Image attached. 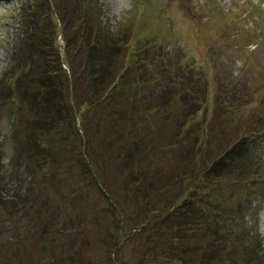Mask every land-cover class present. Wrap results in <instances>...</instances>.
I'll use <instances>...</instances> for the list:
<instances>
[{"label": "rangeland", "instance_id": "374dc122", "mask_svg": "<svg viewBox=\"0 0 264 264\" xmlns=\"http://www.w3.org/2000/svg\"><path fill=\"white\" fill-rule=\"evenodd\" d=\"M37 1L58 19L52 0ZM97 2L102 31L122 40L120 67L134 100H126V125L121 115L104 123L100 109L90 110L76 134L66 120L41 123L45 111L36 113L9 88L25 0H0V264H187L190 255L176 252L191 250L189 236L172 240L169 224L157 230L175 171L184 165L190 172L199 157L210 163L241 144L258 169L216 184L226 204L241 203L234 215L245 244L259 241L264 254V0ZM56 50L62 47L50 55ZM151 62L166 67L152 70ZM139 66L151 85L139 83ZM141 114L145 126L133 123ZM29 135L42 146H31ZM135 141L138 152L126 144ZM129 154L141 163L128 168Z\"/></svg>", "mask_w": 264, "mask_h": 264}, {"label": "trees", "instance_id": "16d2710c", "mask_svg": "<svg viewBox=\"0 0 264 264\" xmlns=\"http://www.w3.org/2000/svg\"><path fill=\"white\" fill-rule=\"evenodd\" d=\"M57 1L52 0V4L56 5V13L61 14L55 20L53 16L49 18L54 9L49 7L51 11L47 16L45 11L49 8L40 11V7L36 4L37 0H25L18 13L22 31L13 53L11 64L13 81L8 87L15 88L18 97L24 102L29 101L32 110L36 113L45 111L44 117L38 118L45 125L50 126L66 120L69 124H73V132L78 134L80 130L85 131L90 110L95 112L97 109H100L99 115L104 123L121 115L126 125V100L134 99L126 97V69L120 67L119 49L122 40L119 37V42L114 32L110 35L102 31L103 12L97 0ZM59 38L64 46L58 44ZM59 47H62V52L56 50V53L50 55V51H55ZM139 64L148 70L144 60ZM151 64L152 70L157 69L158 66L166 67L164 62H158L156 65L151 62ZM141 67L140 71L137 70L138 78L141 79L139 83L142 87L146 84L151 85L149 74L143 68L141 70ZM0 82L3 83V80ZM182 85L185 86V83L182 82ZM137 93V91L128 92L132 95ZM119 94L124 96L122 100L116 98ZM55 105L58 108H55ZM51 108H55L57 112L52 113ZM129 108L132 112L135 111L134 108ZM141 115H136L142 118L141 121L133 122L137 126L146 124L145 114ZM78 118H80L79 127ZM137 126L131 130H135ZM39 129L45 131L47 127L41 126ZM70 131L71 129H68V137ZM131 134V132L127 134L130 142L133 141ZM80 137L82 141L86 139L84 135ZM28 141L31 146H42L40 140L35 138L32 140L30 135ZM130 142L126 143L131 147L130 150L138 152L140 142ZM82 146L84 148L81 149H85V142ZM248 150L241 144L229 149L225 156H218L210 163L204 157H199L198 162L191 166L194 171H184L186 167L184 165H181L183 168L175 171L174 181L170 180L173 183V193L167 198L163 207L162 214L165 218H160L164 227L157 225V230L169 224L171 230L168 236L172 240L189 236V245H191L189 252L192 251V254L187 253L186 249H183V253L176 252L182 257L190 255L184 263L264 264V254L260 250L259 241L251 247L245 244L246 233L241 229L240 224H237L240 220L234 214L242 211L241 203H238V207L226 204L228 197L223 199V195L220 194L221 188L216 184V180H223L219 177L232 174H239L241 177L249 174L252 169H258V166H255L254 156ZM119 152L126 158L124 151L119 150ZM138 156L139 154L128 155L127 158L131 160L128 168L141 163ZM90 170H93V174L94 171L96 172L93 165ZM199 188L203 191L202 194L198 193ZM162 193L165 195L166 191ZM134 196L136 206H143L138 200L142 194L137 193ZM109 200L115 206V202L110 197ZM143 227L144 221L139 231H142Z\"/></svg>", "mask_w": 264, "mask_h": 264}, {"label": "bare ground", "instance_id": "6f19581e", "mask_svg": "<svg viewBox=\"0 0 264 264\" xmlns=\"http://www.w3.org/2000/svg\"><path fill=\"white\" fill-rule=\"evenodd\" d=\"M85 36V35H84Z\"/></svg>", "mask_w": 264, "mask_h": 264}]
</instances>
